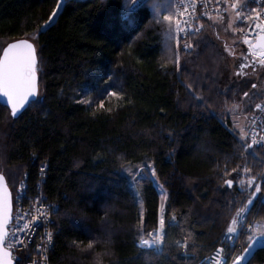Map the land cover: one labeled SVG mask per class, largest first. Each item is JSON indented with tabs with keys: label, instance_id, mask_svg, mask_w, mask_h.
Here are the masks:
<instances>
[{
	"label": "trees",
	"instance_id": "16d2710c",
	"mask_svg": "<svg viewBox=\"0 0 264 264\" xmlns=\"http://www.w3.org/2000/svg\"><path fill=\"white\" fill-rule=\"evenodd\" d=\"M139 1L129 7L127 0H65L44 27L56 0H0V52L9 41L29 39L38 74V97L19 116L0 103V173L13 209L18 198L27 204L38 183L58 209L49 264H197L224 246L229 222L246 200L240 173L247 167L259 176L264 168V149L245 148L226 113L245 92L248 111L264 98V85L254 91L251 70H261V59L242 42L230 55L200 9L188 36L175 44L152 10L160 0ZM229 56L248 71L226 86ZM108 88L120 95L105 98ZM141 163L153 164L166 191L159 251L138 245L158 224L157 182L150 173L132 182L120 170ZM254 219L264 220V200L249 209L247 220ZM248 233L225 246L228 264L247 247ZM244 264H264V245Z\"/></svg>",
	"mask_w": 264,
	"mask_h": 264
},
{
	"label": "built area",
	"instance_id": "2783aa9c",
	"mask_svg": "<svg viewBox=\"0 0 264 264\" xmlns=\"http://www.w3.org/2000/svg\"><path fill=\"white\" fill-rule=\"evenodd\" d=\"M142 1L144 0H140L139 2L141 3ZM241 2L242 0H174L176 8L175 13L177 16V20L180 21L179 28L182 29V31L179 32V35L181 37L188 36L191 31V27L196 14L198 13V9H200L202 14L205 16L222 18L226 13H232L233 15H235L236 10L231 8V4L236 3L239 8ZM252 8H256L257 12L264 11V0H259V2H256V0H247V6L242 9V11L249 16V19L244 20L243 18L236 17V30L241 42L247 48L248 45L244 42L245 37H249V39L254 41L256 35L255 31L251 33L249 32L250 24L254 25L255 23L260 22L252 19V17L256 15V13L251 12ZM256 105H260V107L257 108ZM256 105L250 112L248 117L249 119L244 129L245 140L246 144H251L252 146L264 149V98L258 101ZM44 169V167H41L38 171V176L42 181L45 177ZM155 186L157 188L159 200H165L163 199V195H165L166 198V191L163 185L161 183H155ZM36 188L37 192L32 195L26 205L19 204L21 201L20 198H18V202L12 212V222L9 227V233L6 237L5 242L6 248H8L9 245L11 246L10 251L12 252L13 260L15 262L18 261L21 264H49L47 252L52 247L53 243V231L50 227V223L52 213L56 207L51 202L44 200V196L39 191L40 183L36 185ZM256 200H264V190L258 193L254 202L251 205L247 206L246 211L241 214L243 216V219L238 220L237 223L233 225L236 228V231L234 233L228 234L226 229L222 237L224 246H217L210 254L203 257L197 264L228 263L225 246H228V248H232L240 235L249 232L252 220H247V214L249 208H251ZM49 206L52 207L49 208ZM243 207H245V205ZM159 210L161 214L163 212L162 205H160ZM44 212L49 213L47 220L39 219L41 214ZM32 216H37L38 221H32ZM236 217L237 211L234 213L232 219L229 222V225L232 224L233 219ZM168 222L174 223L173 218H169ZM26 223L29 225L28 228L24 227ZM34 224L38 226L32 228L31 225ZM157 228L158 225L150 232H155ZM49 233L52 234L51 240L48 239ZM228 235H231L232 239H228ZM21 237L23 238V242H21ZM146 239L151 240L153 239V237L148 235ZM160 245H158L157 247H141L139 244L141 248H153L155 251H159ZM28 251H30L32 255H29V253H27L25 254V258L22 260V258H20V253H26Z\"/></svg>",
	"mask_w": 264,
	"mask_h": 264
},
{
	"label": "snow or ice",
	"instance_id": "6c2138e0",
	"mask_svg": "<svg viewBox=\"0 0 264 264\" xmlns=\"http://www.w3.org/2000/svg\"><path fill=\"white\" fill-rule=\"evenodd\" d=\"M259 2V0H256ZM129 5L135 6L137 4V0H127ZM57 7L53 8L52 14L49 15L48 20H45L43 23L47 25L49 21L53 19V16L57 13L58 8L61 6V0H56ZM247 6V0H242L239 8L236 3L231 4V8L235 9V15L237 18H243L244 20H248L249 16L245 14L242 9ZM157 12L159 11V7L156 6ZM251 12L256 13L253 20L260 21L258 23L250 24L249 32L255 31V41L249 39V37H245V43L248 45L249 50H255L257 47H264V11L257 12L256 8H252ZM163 19L165 21H171L172 17L168 14H164ZM177 32L182 31L179 28L180 21L177 20ZM42 27V26H41ZM193 47L192 44H186L185 49H190ZM264 56V53H261ZM260 64H264V59L259 61ZM36 50L34 48L33 43H30L27 39L23 41H17L8 43L6 47L3 48L2 54H0V95L6 98L7 106H10L11 114L15 116L17 112L25 106L26 103H31V98L37 96V71H36ZM111 79V76L108 77ZM107 83V80L105 81ZM255 87V85H254ZM190 90L193 88V85H188ZM120 95L117 91L112 88H108L105 94L106 97H115ZM245 96H248V93H244ZM105 98L99 99V107L103 108L105 106ZM197 103H200L202 98L197 96ZM88 106H93L95 100H89L81 98L79 101ZM257 108L260 105H256ZM235 131V129H233ZM173 133H169L172 135ZM243 131H241V138H243ZM255 142V141H254ZM245 148H251V144H245ZM120 170L125 172L128 176L129 180L135 182L137 177L140 180H143L145 176H148L150 173L151 179H154L157 183H159V178L157 176V172L153 164L141 163L140 165L134 168H125L123 164L120 165ZM244 172L249 173L250 170L245 167ZM4 175L0 173V184L4 182ZM229 188L232 187L234 181L229 179L225 181ZM248 187L249 189H255L254 191H250V195L248 196L247 201L245 202V207L237 209V217L233 219L232 224L227 228V233L231 234L236 231V228L233 226L237 223L238 220H242L243 216L241 215L246 211L247 206L251 205L258 193L264 190V175H260L259 178L255 175H249L248 179ZM52 206H49L51 208ZM163 207V206H162ZM58 211V209H55ZM8 211L9 206L8 202L4 199H0V264H13L12 260V252L10 251V245L8 248L5 247L6 242V232L5 225L8 220ZM49 213L44 212L41 214L39 219L47 220ZM32 221H38L37 216H32ZM175 219V217H173ZM36 224L31 225L32 228H35ZM25 228H28L29 225L26 223L24 225ZM166 229V221L163 216H161L158 220V228L155 232H150L148 235L153 237V239H142L140 241L141 247H157L162 243L164 232ZM22 231V229H21ZM259 237V239H258ZM228 239H232L231 235L227 236ZM21 242H23V238L21 237ZM48 239H52V234H48ZM94 241L89 240L87 244V248L91 249ZM255 243H264V231L257 232L250 236V242L248 246L244 248L243 252L235 257L234 264H241L242 260L247 258L246 254L250 252V250L255 246Z\"/></svg>",
	"mask_w": 264,
	"mask_h": 264
},
{
	"label": "rangeland",
	"instance_id": "374dc122",
	"mask_svg": "<svg viewBox=\"0 0 264 264\" xmlns=\"http://www.w3.org/2000/svg\"><path fill=\"white\" fill-rule=\"evenodd\" d=\"M136 4L135 6H137ZM156 6L159 7V11L157 12ZM129 7H134L130 5ZM175 4L174 0H160V1H155V3L152 5V10L155 14V17L162 21L164 24V35L167 40L173 41L175 44L178 42L179 38V32H177V16L175 13ZM164 14H168L169 16L172 17L171 21H165L163 19ZM227 14V13H226ZM226 14L222 18H217V17H210L209 20L212 24H215L217 26L216 30V38L218 41L226 48V50L230 53H233L234 55L241 49V44L239 45V37L235 35L234 31L236 27L235 19L233 14H229L227 19H225ZM244 47V46H243ZM257 51H252L251 55L254 56L255 58H258L256 55ZM230 53V55H232ZM250 53V52H249ZM260 59V58H259ZM237 59H234L233 57L229 56L228 62L226 63L225 66V75L223 76V79L226 80L224 83L226 86L229 84L233 79H238L240 76L247 74L248 70H240L237 67L236 64ZM257 66H253L251 68L252 72H254L255 75L254 78L257 81L256 86L254 87V91H262V87L264 85V66L261 68V70L257 69ZM257 69V70H255ZM255 70V71H253ZM251 100L249 96H246L245 98H241L239 101H236L234 104L231 106L227 107L226 113L230 116V120L232 123L231 130L235 129V133L237 134L238 138L246 144L245 140V126L248 121V117L251 111L249 110ZM241 131H243L244 135L243 138H241ZM251 172L246 173L244 170L240 173L239 179H238V185L245 190L247 193L246 200L243 203V206L245 205V202L248 199V196L250 195V191H254V189H249L248 187V179L249 175ZM253 175V174H251ZM260 175H264V168L262 169ZM257 178L259 176L256 174ZM163 199H165V195H163ZM163 204V200H162ZM241 206L240 208H242ZM250 209V208H249ZM237 211V210H236ZM163 212L161 213L162 216ZM264 231V220H253L251 223V228L248 233V237L252 234H255L257 232H262ZM259 238V237H258ZM146 239V236L141 238ZM140 241L138 242L140 244ZM264 243H257V245H263ZM248 246V245H247ZM146 249V248H145ZM246 261V260H245Z\"/></svg>",
	"mask_w": 264,
	"mask_h": 264
},
{
	"label": "water",
	"instance_id": "95a60500",
	"mask_svg": "<svg viewBox=\"0 0 264 264\" xmlns=\"http://www.w3.org/2000/svg\"><path fill=\"white\" fill-rule=\"evenodd\" d=\"M64 2H65V0H62V5H61L59 11H57V13L53 16V19H52L51 21H49V23H48L47 25H45L44 27H48L49 25H51V24L55 21L57 15L59 14V12L61 11V9H62V7H63ZM56 7H57V5H56ZM26 39H27V38H18V39H15V40L9 41L8 43L17 42V41H23V40H26ZM27 40H28L30 43H33V42L30 41L29 39H27ZM254 41H255V40H254ZM8 43H7V44H8ZM7 44H5L4 47H6ZM33 45H34V43H33ZM4 47H3V48H4ZM3 48H2V50H3ZM34 48H35V50H36L35 45H34ZM2 50H1L0 54H2ZM255 50L257 51V52H256L257 57L260 58V59H263L264 56H262L261 53H264V47H257ZM36 59H37V56H36ZM36 71H37V64H36ZM37 97H38V74H37V96L31 98V100L34 101V100L37 99ZM0 103H1L2 105H4L5 107L8 108V110H9V112H10V115H11L13 118H16L17 116H19V115H20V114H21V113L27 108V106H28V104H29V103H26L25 106L22 107V108L17 112V114H16L15 116H13V115L11 114L10 106H7V104H6V98L3 97L2 95H0ZM0 199H4V200H6V201L8 202V206H9L8 220H7L6 225H5V232H6V235H7V234H8V225L11 223L12 199H11V194H10V192H9L7 186H6V181H5V179H4L3 184H0ZM12 260H13V259H12ZM13 264H15V263H14V260H13Z\"/></svg>",
	"mask_w": 264,
	"mask_h": 264
},
{
	"label": "crops",
	"instance_id": "0c3cea01",
	"mask_svg": "<svg viewBox=\"0 0 264 264\" xmlns=\"http://www.w3.org/2000/svg\"><path fill=\"white\" fill-rule=\"evenodd\" d=\"M264 245V244H263ZM257 243L255 244V246L250 250L249 253L246 254L247 258L251 255V253L253 252V250L257 247ZM247 258L245 260H247ZM245 260H242L241 261V264H244ZM235 260L231 263V264H234Z\"/></svg>",
	"mask_w": 264,
	"mask_h": 264
},
{
	"label": "bare ground",
	"instance_id": "6f19581e",
	"mask_svg": "<svg viewBox=\"0 0 264 264\" xmlns=\"http://www.w3.org/2000/svg\"><path fill=\"white\" fill-rule=\"evenodd\" d=\"M61 5H62V4H61ZM60 7H61V6H60ZM58 11H59V10H58ZM258 239H259V238H258ZM255 244H256V243H255ZM260 246H262V245H260ZM257 247H259V245H258ZM257 247H256V248H257ZM256 248H255V249H256ZM255 249H254V250H255ZM254 250H253V251H254ZM252 253H253V252H252ZM252 253H251V254H252ZM249 257H250V256H249ZM249 257H248V258H249ZM248 258H247V259H248Z\"/></svg>",
	"mask_w": 264,
	"mask_h": 264
}]
</instances>
